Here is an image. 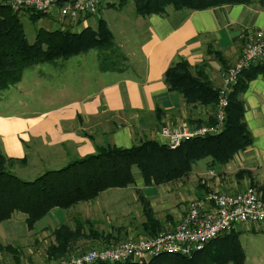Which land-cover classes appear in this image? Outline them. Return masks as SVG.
Returning <instances> with one entry per match:
<instances>
[{
  "label": "crops",
  "instance_id": "1",
  "mask_svg": "<svg viewBox=\"0 0 264 264\" xmlns=\"http://www.w3.org/2000/svg\"><path fill=\"white\" fill-rule=\"evenodd\" d=\"M49 18L38 20L40 27L51 29ZM53 20L63 28L61 19ZM82 22L66 27L79 32L91 25L81 26ZM247 30H264V0L204 10L169 8L166 14L139 16L133 28L124 29L119 38L113 32L120 53L119 64L113 69L101 68L96 50L28 68L16 85L0 92V103L5 105L0 109V151L9 158L25 159L14 163L12 171L27 175L32 168L43 173L62 167L73 158L95 153L97 146L130 147L144 139L166 143L160 133L162 126L182 120L206 121L214 110L212 106L188 104L182 94L170 91L164 80L166 70L185 59L194 70L204 67L217 87L223 69L241 57ZM211 50L221 53L223 60ZM253 67L258 75L242 98L254 142L225 165H212L205 159L193 166L194 174L209 169L211 180L208 177L181 185L179 192L166 186L170 188L168 196L158 199V186L163 184L146 185L141 176L133 185L108 189L93 201L69 209L53 208L33 229L17 227L20 221L26 222V215L16 212L6 221L14 223L3 228L0 243L18 247L21 256L17 262L10 253L0 254V264H56L47 258L48 247L55 243L54 232L68 221L75 228L81 212L78 208L82 207L87 212L84 217L94 219L98 227H85L86 237L72 253L80 251L82 245L93 248L144 236L140 194L149 199L166 226L182 219L189 201L207 202V195L215 191L236 193L253 186L264 199V63ZM140 211L142 220L137 217Z\"/></svg>",
  "mask_w": 264,
  "mask_h": 264
},
{
  "label": "trees",
  "instance_id": "2",
  "mask_svg": "<svg viewBox=\"0 0 264 264\" xmlns=\"http://www.w3.org/2000/svg\"><path fill=\"white\" fill-rule=\"evenodd\" d=\"M132 1L136 13L147 17L166 14L169 6L176 10H204L251 0ZM127 2L128 0H120L118 6H124ZM29 15L33 23L43 17H50L46 12L34 10H30ZM115 44L114 33L104 18L98 20L96 27L88 25L79 32L69 27H40L32 43L27 37L22 15L0 4V92L16 85L28 68L86 54L91 50L98 51L102 69H113L119 64L120 57ZM211 52L217 59L223 60L221 53ZM253 66L243 70L238 78L230 96L222 132L186 140L176 149L156 139H144L130 147L97 146L95 153L73 158L64 166L45 170L32 180L24 179L12 171L14 163H22L25 159L9 158L0 151V223L20 212L26 215L27 227L33 229L53 208L69 209L78 203L95 200L108 189L133 185L136 181L134 168L140 171L146 185H160L187 176L196 163L205 159H210L212 165L227 164L238 152L254 142L245 121L246 109L242 98L250 81L258 75V70ZM164 80L168 89L182 94L188 104L213 107V113L206 121L194 123L215 122L218 87L204 67L194 70L187 60L181 59L169 66ZM139 198L145 217V221L141 223L142 232L144 236H154L164 229L163 224L156 216L149 199L143 194ZM83 230V224L75 228L67 223L59 225L54 232L55 243L47 249L48 257L57 259L69 256L86 237ZM239 238L238 231L232 230L212 240L204 249L190 257L162 254L153 256L148 261L113 264H246V253ZM79 252L81 251L76 253ZM0 253L12 254L17 262L21 256L18 247L12 244L0 243Z\"/></svg>",
  "mask_w": 264,
  "mask_h": 264
},
{
  "label": "built area",
  "instance_id": "3",
  "mask_svg": "<svg viewBox=\"0 0 264 264\" xmlns=\"http://www.w3.org/2000/svg\"><path fill=\"white\" fill-rule=\"evenodd\" d=\"M107 0H0V4L27 15L30 10L55 14L64 26L76 25L98 13ZM66 24V25H65ZM241 58L223 69L215 106V122L202 126H190L181 121L164 125L160 133L166 144L176 149L182 142L222 132L230 103V96L243 70L264 63V30L246 33ZM207 202L191 200L187 212L174 226L159 231L154 236H130L125 240L106 246L88 248L63 258L56 264L142 262L153 256L177 254L192 256L219 236L237 229L243 224L264 223V199L253 186L236 193L212 192Z\"/></svg>",
  "mask_w": 264,
  "mask_h": 264
},
{
  "label": "rangeland",
  "instance_id": "4",
  "mask_svg": "<svg viewBox=\"0 0 264 264\" xmlns=\"http://www.w3.org/2000/svg\"><path fill=\"white\" fill-rule=\"evenodd\" d=\"M107 1H109V3L107 4L108 7L104 8L101 11V9L103 7L102 6L99 9L98 13L92 15V18L89 19L88 22H82L81 26H86L87 23H89V24H91V26L95 27L96 26L95 24L98 22V20L100 18H104L108 22V25L110 26L112 31L115 34H117L118 38H119L120 34L123 33L124 29L131 30V28H133L134 21H136L139 18V15L136 13V8H135L134 2L132 0H128V2L124 6L121 5V7L118 6L120 3V0H107ZM112 4H115V6H111ZM169 8H173V7L169 6L168 9ZM20 14L22 15V19H23V22L25 24L27 37H28L29 41L33 43L35 40L36 32L40 28V24L38 22L33 23L30 17H29L30 19L27 18L28 16L25 17L26 15L24 13H20ZM57 18L59 19V17L56 16L55 14H50L49 19L51 20V22L53 21V24L51 26L49 25L51 29H56V28L60 27V24L57 25V21L53 20V19H57ZM63 28H66V27H63ZM249 31L250 30H247L243 34V50H244V44H245V40H244L245 38L244 37H245L246 33ZM95 52H97V50ZM242 54H243V52H242ZM233 65H230V66H233ZM220 84H221V82L218 84L217 87H219ZM38 106L42 107L43 105H38ZM4 108H5V105L0 103V109H4ZM182 121L187 122L190 126H193V127L205 125V124L191 123V122H188L186 120H182ZM60 167H57V168H60ZM48 168H52V167H48ZM53 168H56V167H53ZM208 170L209 169H206L204 174H202V173L194 174L193 169H191V171L189 172V174L187 176L182 177L180 179H175V180L170 181V182H166L163 185L158 186L159 193L156 195L157 198L160 199V197H161L163 199L164 195H167L166 193L170 192V188H166V186L176 187L175 189H173V192H179L180 191L179 188L181 187V185H183V186L189 185V184L193 185L199 181H202V179L207 180L208 177H210L209 180H211L212 173H208ZM18 174L20 177L23 176L24 178H27L28 180L29 179L32 180L33 178H36L35 176H37V175L39 176V174H42V171H40L38 169L35 170L32 168L30 174L27 173V175H24L21 172H19ZM134 175H135L136 180L140 181L141 173L137 168H134ZM161 194H163V195H161ZM188 203H190V201ZM159 209H162V208H159ZM78 210H80L81 212H80V216L78 218V222L76 224L77 226L78 225L80 226V224H83V229H85V227H88L89 225L91 227H98V225L97 226L95 225L94 219L91 221V220L86 219L84 217V215L87 213L85 208H83V207L78 208ZM141 211L139 212V216L137 215V217H139L140 220L143 219L142 215H141ZM160 212H164V211L161 210ZM70 213L72 214V213H74V211H72ZM19 215H23V214L19 213ZM15 220L20 221V220H17V218H15ZM6 221L7 220L0 223V240L3 236V232H2L3 228L4 227H11L12 223H14L13 221H11V222L10 221L6 222ZM88 222H90V224H88ZM65 223L69 224V221L65 222ZM260 224L264 225V223H260ZM26 225L27 224L25 221L24 222L20 221L17 224V227H27ZM166 225H167L166 223L163 225L164 229H165V227H169ZM235 230L238 231V233H239V237H240L239 239H240L241 244H242L244 251L246 253V264H264V228H263V226L257 225V224H243V225L238 226L237 229H235ZM87 249H88V246L82 245L80 251H84ZM19 253H20V251H19ZM22 253H23V251H22ZM0 254H3V253H0ZM72 254H75V253H71V254H69V256H71ZM69 256H67V257H69ZM67 257H64V258H67ZM47 258H49L48 255H47ZM62 259H63V257L57 258V259H51V260H55L58 262ZM146 261H148V260H146Z\"/></svg>",
  "mask_w": 264,
  "mask_h": 264
}]
</instances>
